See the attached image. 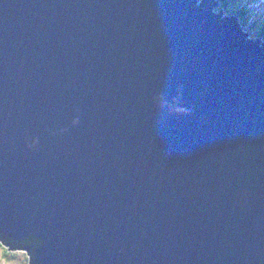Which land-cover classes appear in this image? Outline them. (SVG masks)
Returning <instances> with one entry per match:
<instances>
[{
	"label": "water",
	"instance_id": "water-1",
	"mask_svg": "<svg viewBox=\"0 0 264 264\" xmlns=\"http://www.w3.org/2000/svg\"><path fill=\"white\" fill-rule=\"evenodd\" d=\"M212 3L0 0L8 251L264 264V46Z\"/></svg>",
	"mask_w": 264,
	"mask_h": 264
},
{
	"label": "trees",
	"instance_id": "trees-1",
	"mask_svg": "<svg viewBox=\"0 0 264 264\" xmlns=\"http://www.w3.org/2000/svg\"><path fill=\"white\" fill-rule=\"evenodd\" d=\"M208 1H211V3L213 2L212 5L214 7L213 8L214 13L220 15L222 18L234 17L237 20V24L239 25L240 29H242L243 31H250V29L252 30V28L259 29L258 25L260 24L261 26V30L259 29L260 33L258 35H255L254 37L258 38L264 36V21H261L263 16L260 17V20L258 16V19H256L257 22L249 23L251 17L250 11L252 8L255 7V5L258 4L256 3L257 0H248L247 2H243L242 0H208ZM258 6L259 5H257L256 8ZM3 254L6 257L7 256L12 257L10 255L13 253L12 252L4 253L3 251Z\"/></svg>",
	"mask_w": 264,
	"mask_h": 264
},
{
	"label": "rangeland",
	"instance_id": "rangeland-1",
	"mask_svg": "<svg viewBox=\"0 0 264 264\" xmlns=\"http://www.w3.org/2000/svg\"><path fill=\"white\" fill-rule=\"evenodd\" d=\"M243 2H247L248 0H242ZM259 0H257L256 3H258ZM214 8V7H213ZM264 12V9L262 10ZM257 14V13H255ZM253 34V33H252ZM250 34V35H252ZM264 39V36H263ZM9 247H4L1 243H0V264H28L29 263V257L27 255V253L25 251H8ZM4 253H13L9 257V256H4ZM28 257V260H27Z\"/></svg>",
	"mask_w": 264,
	"mask_h": 264
},
{
	"label": "bare ground",
	"instance_id": "bare-ground-1",
	"mask_svg": "<svg viewBox=\"0 0 264 264\" xmlns=\"http://www.w3.org/2000/svg\"><path fill=\"white\" fill-rule=\"evenodd\" d=\"M239 26V25H238Z\"/></svg>",
	"mask_w": 264,
	"mask_h": 264
}]
</instances>
